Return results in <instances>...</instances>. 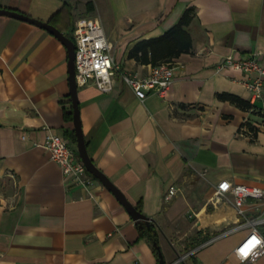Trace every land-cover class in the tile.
Wrapping results in <instances>:
<instances>
[{
  "label": "crops",
  "instance_id": "1",
  "mask_svg": "<svg viewBox=\"0 0 264 264\" xmlns=\"http://www.w3.org/2000/svg\"><path fill=\"white\" fill-rule=\"evenodd\" d=\"M0 7L44 21L56 14L52 23L71 36L77 20L97 18L113 61L138 73L150 63L128 57L129 49L192 7L191 47L174 58L165 97L140 99L121 81L108 91L77 87L86 149L153 218L166 264H264V254L245 263L233 250L253 228L245 219L264 215V197L245 199L243 214L229 195L211 200L221 179L264 188V95L250 102L241 70L216 69L229 53L261 50L264 60V0H0ZM66 61L51 32L0 15V264H158L113 194L94 177L89 188L64 178L41 145L46 128L73 131ZM169 185L178 192L164 202ZM254 227L264 234V223Z\"/></svg>",
  "mask_w": 264,
  "mask_h": 264
},
{
  "label": "built area",
  "instance_id": "2",
  "mask_svg": "<svg viewBox=\"0 0 264 264\" xmlns=\"http://www.w3.org/2000/svg\"><path fill=\"white\" fill-rule=\"evenodd\" d=\"M74 43V76L77 86L93 83L101 91H108L116 81L126 83L134 94L143 99L154 92L165 97L173 82V72L179 64L175 59L150 64L144 73L124 70L120 63L114 62L110 54L111 43L107 40L97 18L86 17L75 22L72 30ZM231 67L241 70L245 75L238 80L249 94V101L254 102L264 95V60L262 51L253 50L246 54L229 53L219 58L216 69ZM240 131H244L243 128ZM42 147L49 153L51 160L60 167L67 180L84 188L93 183L83 162L67 136L46 128ZM178 192V187L169 185L163 193V201L169 202ZM231 196L237 214H243L242 204L245 199L264 197V188L257 185L233 183L227 179L219 180L213 190L211 200L216 202L225 196ZM253 228L233 248L241 262H251L264 254V234L255 229L256 224L264 223V215H255L244 221ZM188 253L179 256L182 260Z\"/></svg>",
  "mask_w": 264,
  "mask_h": 264
},
{
  "label": "trees",
  "instance_id": "3",
  "mask_svg": "<svg viewBox=\"0 0 264 264\" xmlns=\"http://www.w3.org/2000/svg\"><path fill=\"white\" fill-rule=\"evenodd\" d=\"M67 8L68 6H62L56 14L63 11V9L66 10ZM56 14H53L48 22L52 23ZM194 15L192 7L186 8L174 25L159 36L142 39L136 42L129 49L127 56L134 58L136 62L155 64L162 61L172 60L180 53L188 51L191 47V37L190 33L186 29V26L193 20ZM66 36L72 38L70 31L66 32ZM217 97L220 99H228L242 108H249L252 106V103L248 100H244L229 93H218ZM67 103H70L69 100H67ZM66 118L71 119V113L66 114ZM67 137L73 147L76 148L73 131L69 132ZM134 206L141 211V203L139 201ZM138 231L139 235L144 237L151 245L158 259V250L154 246V242H158L155 225L150 222L148 226L138 227Z\"/></svg>",
  "mask_w": 264,
  "mask_h": 264
},
{
  "label": "water",
  "instance_id": "4",
  "mask_svg": "<svg viewBox=\"0 0 264 264\" xmlns=\"http://www.w3.org/2000/svg\"><path fill=\"white\" fill-rule=\"evenodd\" d=\"M0 15H7L10 17H14L20 20L27 21L29 23L35 24L42 28H45L49 32H51L54 36H56L62 44L65 46L67 61V81H68V93L71 105V114H72V125H73V133L75 137V147L76 152L80 160L83 162L86 171L98 179L101 184L109 190L113 196L118 200V202L124 207L129 216L132 218L134 223L138 227L148 226L150 222L153 221L151 216H148L141 211H139L134 204H132L124 195V193L109 179V177L100 170L90 158L82 129L80 124V116H79V108H78V98H77V84L74 76V43L73 40L67 37L60 29H58L54 24L40 20L38 18L29 16L22 12L16 11L14 9L0 7ZM154 246L158 250V263L166 264L162 253L160 251V247L157 242H154Z\"/></svg>",
  "mask_w": 264,
  "mask_h": 264
}]
</instances>
